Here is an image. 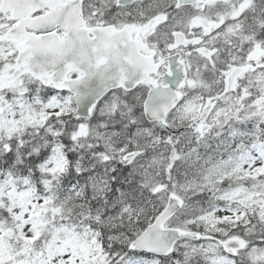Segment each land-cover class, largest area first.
Returning a JSON list of instances; mask_svg holds the SVG:
<instances>
[{
  "label": "snow or ice",
  "instance_id": "snow-or-ice-1",
  "mask_svg": "<svg viewBox=\"0 0 264 264\" xmlns=\"http://www.w3.org/2000/svg\"><path fill=\"white\" fill-rule=\"evenodd\" d=\"M0 264H264V0H0Z\"/></svg>",
  "mask_w": 264,
  "mask_h": 264
}]
</instances>
